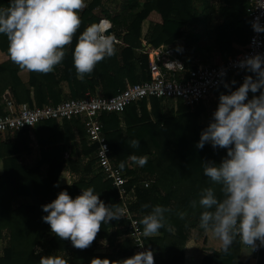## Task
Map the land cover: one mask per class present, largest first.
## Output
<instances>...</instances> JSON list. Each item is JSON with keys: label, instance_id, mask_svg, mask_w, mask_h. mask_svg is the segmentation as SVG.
<instances>
[{"label": "trees", "instance_id": "16d2710c", "mask_svg": "<svg viewBox=\"0 0 264 264\" xmlns=\"http://www.w3.org/2000/svg\"><path fill=\"white\" fill-rule=\"evenodd\" d=\"M224 1L227 4L222 3L218 10L221 22L216 26L217 37L220 40L228 39L231 45L235 44L237 51H243L247 48L250 33L246 18L247 2ZM191 2L146 0L131 4L134 10L130 13L129 29L122 37L123 44H116V54L99 62L92 74L85 76L83 81L76 76L72 51L80 32L89 24L97 23L99 18L96 19L91 11L99 4V0H93L88 9L82 10V24L72 44L67 46V55L62 64L49 74L29 72L27 83L18 77L20 68L11 61L8 40L0 34V50L8 56L0 62V95L9 90L16 103L56 104L65 98L82 97L87 91L108 96L126 84L147 79V55L138 52L141 38L157 46L180 37L182 27L192 18ZM8 3L9 0H0V7H7ZM126 12L125 9L121 10L123 14ZM145 19L150 20L151 25L142 34L141 23ZM63 81L68 83L69 93L62 97L60 84ZM215 91L218 96L217 108L219 96L229 94L232 90L219 87ZM253 95L249 92L248 98L251 99ZM160 102L150 99L157 121L150 119L145 100L138 105L127 106L122 112L103 113L100 116L115 163L120 167L123 165L121 168L129 177L127 186L136 185L137 200L130 208L137 213L138 219L150 210L144 209V204H159L173 209L172 213L166 214L167 224L159 231L160 236L145 238V242L158 251L161 264H185L184 248L187 241L196 234H203L206 250L199 264L214 261L220 264H247V250L239 243L234 244L227 255L218 252L219 241L210 231L206 233L199 227V209L192 210L189 207V202L198 199L204 187L213 186L203 174L202 163L219 165L227 157L226 149H214L209 143L202 149L196 146L200 133L212 120L216 108L208 112L201 102L191 106L178 102L175 112L160 116ZM201 113L206 114V124L198 121ZM32 128L41 155L33 165L25 164L20 159V154L32 150L29 129L8 133L3 139L0 138V237L6 239L0 264H39L40 257L47 255L62 256L68 260V264H90L94 257L106 258L114 264L130 255L133 242L124 236L126 225L120 219L102 223L95 240L84 250L74 248L70 240H63L51 233L50 226L42 220V216L47 213L43 212L41 206L55 199L60 191H67L70 197L75 198L79 195V189L93 187L106 205L118 207L120 202L110 181L104 180L97 171L95 145L87 144L85 125L81 118L63 119L62 122L46 120ZM67 131L72 132L73 137L76 133L79 137L76 159L65 156L64 141L69 139ZM133 139L139 140L138 148L129 146ZM139 156H147V163L143 167L129 166L134 163L133 158ZM64 169L77 176L71 184L60 186L57 180ZM146 178H152V182L144 187ZM214 187L219 196V187ZM19 197L29 198V201L14 206L13 202ZM177 211H187L188 215L181 220L175 214ZM118 223L123 227L120 228ZM100 239L105 240L108 251L96 252ZM35 245L40 249L35 250Z\"/></svg>", "mask_w": 264, "mask_h": 264}, {"label": "clouds", "instance_id": "9594fccd", "mask_svg": "<svg viewBox=\"0 0 264 264\" xmlns=\"http://www.w3.org/2000/svg\"><path fill=\"white\" fill-rule=\"evenodd\" d=\"M86 0H9L0 7V34L8 40L11 61L21 70L49 74L60 66L67 55V46L82 24L79 12ZM262 27L253 23L257 31ZM108 20L89 24L80 32L72 51L73 67L78 79L90 76L96 65L116 54V37L109 35ZM107 33V34H106ZM240 67L255 74L246 76L238 88L221 94L212 120L200 133L196 146L206 143L227 150V157L219 165L204 162L203 174L211 185L204 187L189 202L192 210L199 209V227L219 241L218 252L227 255L239 243L248 251L264 246V56L246 57ZM227 86V85H226ZM249 92L260 94L248 98ZM131 148L140 146L139 140L129 142ZM143 167L147 156L134 157ZM123 167V165H121ZM220 195H217L216 187ZM42 220L51 233L70 240L76 249L84 250L95 240L101 224L118 220L124 213L116 205H106L93 187L82 189L72 198L60 191L51 202L41 206ZM150 209L138 223L142 235L151 238L166 227V214L173 212L162 205H142ZM184 220L187 211L175 213ZM143 244H141V247ZM247 251V252H248ZM39 264H68L59 255L41 256ZM90 264H111L108 259L94 257ZM122 264H154L151 250L140 251L126 258Z\"/></svg>", "mask_w": 264, "mask_h": 264}, {"label": "built area", "instance_id": "2783aa9c", "mask_svg": "<svg viewBox=\"0 0 264 264\" xmlns=\"http://www.w3.org/2000/svg\"><path fill=\"white\" fill-rule=\"evenodd\" d=\"M246 2V18L250 27L247 48L219 63L200 64L188 68L177 57L172 46L162 44L152 46L143 40L138 52L147 55L149 77L117 88L111 95L105 96L87 91L82 97H69L56 104L41 105H31L28 102L16 103L9 95L2 97L4 106L0 111V136L25 128L30 130L46 120L62 121L73 117L83 120L87 144L95 145L97 171L104 180L110 181L115 189L117 200L120 202L118 207L124 213L120 218L126 225L127 231L124 236L133 242L131 254L120 259L119 263L137 252L151 250L154 264H161L158 252L145 242L137 213L130 208L137 200L136 185L127 186L129 177L115 163L100 116L103 113L122 112L131 104L138 105L140 101H149L152 98L166 103L169 101L171 105L178 102L187 106L196 105L209 98L217 88L226 86L231 77L239 75L244 80L246 76H252L254 79L255 74L240 67V62L256 54L264 56V27L259 31L253 28L254 22L264 26V0H246ZM105 19L111 24L108 34L116 37V44H122V40L113 33L109 19L99 18L97 23ZM65 156L68 157L69 154L65 152ZM149 184V181H143L144 187ZM81 191L79 189L78 194ZM257 245L255 250L249 251L254 256H258L264 249V246H259V242Z\"/></svg>", "mask_w": 264, "mask_h": 264}, {"label": "crops", "instance_id": "0c3cea01", "mask_svg": "<svg viewBox=\"0 0 264 264\" xmlns=\"http://www.w3.org/2000/svg\"><path fill=\"white\" fill-rule=\"evenodd\" d=\"M191 1H192L191 7L192 10H194V12H192L191 14L192 16L191 20L186 25H184V27H182V35L174 39V41H172L171 43L168 44L162 43V45L172 46L176 52L177 57L180 58L187 67L193 64L200 65V64L219 63L222 60L234 55L236 52H239L236 50L235 44L231 45L228 42V39L220 40L217 37L218 29L216 28V26L221 22V20L219 19L218 10L222 6V3L223 4H227V3L225 1L222 2L223 0H191ZM187 25L189 27H187ZM185 27L187 29H185ZM187 30L190 31L188 34H186ZM119 39L122 40V37L120 36ZM142 41L143 39L141 40V42ZM7 57L8 56L6 55V53L0 50V62L5 61ZM17 75L23 83H27L30 77V73L27 70H21V69L18 70ZM254 79H256L255 75H254ZM242 82L243 79H241L240 76L237 75L235 77H231L229 79L227 86H224L222 88L231 89L233 91L236 88H238ZM60 86L62 89V97L67 96V94L69 93L68 83L66 81H63L61 82ZM3 95L11 96L9 90H5L0 95V111L3 109L4 106L2 99ZM209 99L212 101L213 104L216 103L218 99L216 91L213 92V94L211 95V97H209ZM161 105H162V101L159 104L160 114H162ZM146 108L150 116V119L152 121H157V118L154 116L152 112L150 100L146 101ZM67 134H69V139H67V141H64V145L66 146L65 152H67L72 159H76L77 151H78L77 142L79 141V137L77 133L75 134L74 137L72 136V132L67 131ZM29 136L32 140L30 143L32 149L35 148V150L40 152L36 145L33 128L29 130ZM53 137H56V135H53ZM31 153L32 155L34 154V156L31 162H29L30 164L35 162V159L37 158V154L34 151H32ZM29 155L31 154L25 155V157ZM85 161L86 158L84 159V162ZM130 166H137V165L134 163ZM76 176L77 175L75 173H72L68 170H63L59 176L58 182L61 185L71 184L75 180ZM200 243H202V241H200ZM200 243L198 242V240H194L191 241L188 244V246H185V261H184L185 264H198L201 261L203 257L202 255L203 251ZM101 248H99L100 250L97 249L96 252L106 251L105 246ZM246 260H247V264H258L259 262L264 263V250L258 256H254L248 251L246 254ZM118 264H122V263L118 262ZM210 264H220V263L214 261L213 263Z\"/></svg>", "mask_w": 264, "mask_h": 264}, {"label": "rangeland", "instance_id": "374dc122", "mask_svg": "<svg viewBox=\"0 0 264 264\" xmlns=\"http://www.w3.org/2000/svg\"><path fill=\"white\" fill-rule=\"evenodd\" d=\"M92 1L93 0H86V7H85L86 9H88V7H89V5H90V3ZM143 1H146V0H99V4L91 11V14H93L96 19H98V18H107V19H109L111 21V23H112V26H113V33L116 36H118V37H120V36L123 37V35L126 34L128 29H129L130 13L133 12V10H134V8H132L130 5L133 4V3H138L139 4L140 2H143ZM122 9H125L128 12L123 14V13H121ZM81 12H82V10L79 12V15L81 14ZM193 12H194V10H193ZM150 25H151L150 24V20H148V19L143 20L142 23H141V33L142 34L145 33L148 30V28L150 27ZM187 27H189V26L187 25ZM185 29H187V28L185 27ZM189 32L190 31L187 30L186 34H188ZM142 39L145 40L144 37L141 38V40ZM120 46H121V44H120ZM191 64H193V63H191ZM196 65H198V64L190 65V66H188V68H193ZM252 94H255V93H252ZM209 97H211V96H209ZM162 103L163 104L161 106H162V113L163 114H161L160 116H162L164 114H167L170 111H174L175 112L177 110V108H178L177 104L171 105V103H166V102H162ZM201 104H203L204 106L207 107V111L208 112H210V110H213V109L216 108V103L213 104L212 101L209 98H207L204 101H202ZM159 120H160V117H159L158 121ZM198 121L201 124H206L207 123L206 122L207 121L206 114L205 113H201L200 116L198 117ZM5 136L6 135L0 136V138L3 139ZM32 151H34L37 154V158L35 159V162L30 164L29 162H31V160H32V158L34 156V154L32 155V153H31ZM28 154H31V155L25 157V155H28ZM40 157H41L40 152L35 150V148L30 150V151H28V153L24 152V153L20 154V159L25 164H28V165L35 164L36 162H38ZM64 170H66V169H64ZM0 173H1V169H0ZM58 180H59V177H58ZM58 180H57V184L60 185V186H63V185L59 184ZM145 180H147L149 182H152V178H150V179L146 178ZM64 185H69V184H64ZM28 201H29V198L19 197L16 201L13 202V205L17 206L20 202L26 203ZM118 221H119V219H118ZM118 226L120 228L123 227V225H121L120 223H118ZM156 236H160V233L155 235V236H153V237H156ZM5 240H6L5 238L0 237V256H2L3 249H4L5 245H6V241ZM194 240H198L199 243H200V241H202V243H200V245H201L202 251H203L202 255L204 256L206 249H205V246H204V243H203V241H204L203 234H196L194 237H191L187 241L185 246H188V244L191 241H194ZM98 243H99L98 250H100L99 248L105 246L106 247V251H108L109 248L107 247V243L105 242V240L100 239V240H98ZM33 248L35 250H39L40 249L39 246H37V245L33 246ZM101 250H102V248H101ZM201 261H202V259H201ZM114 264H118V262H116Z\"/></svg>", "mask_w": 264, "mask_h": 264}, {"label": "water", "instance_id": "95a60500", "mask_svg": "<svg viewBox=\"0 0 264 264\" xmlns=\"http://www.w3.org/2000/svg\"><path fill=\"white\" fill-rule=\"evenodd\" d=\"M108 31L110 32V30H108ZM109 32H108V33H109Z\"/></svg>", "mask_w": 264, "mask_h": 264}]
</instances>
